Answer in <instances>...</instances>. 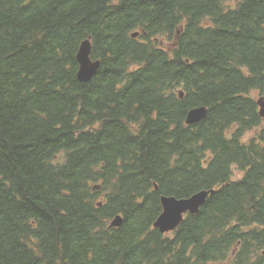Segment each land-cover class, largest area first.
<instances>
[{"label":"trees","instance_id":"16d2710c","mask_svg":"<svg viewBox=\"0 0 264 264\" xmlns=\"http://www.w3.org/2000/svg\"><path fill=\"white\" fill-rule=\"evenodd\" d=\"M256 95L264 0H0V264H264Z\"/></svg>","mask_w":264,"mask_h":264},{"label":"water","instance_id":"95a60500","mask_svg":"<svg viewBox=\"0 0 264 264\" xmlns=\"http://www.w3.org/2000/svg\"><path fill=\"white\" fill-rule=\"evenodd\" d=\"M138 34H133V37H137ZM91 43L90 40H85L81 43L77 59L79 62V71L78 78L81 82L90 81L95 75L96 71L99 68V61H92L91 57ZM183 94L180 93L182 98ZM259 106L261 108L260 114L264 117V99L259 101ZM206 115L205 108L194 109L189 112L187 123L195 124L200 122ZM98 188L95 187V189ZM208 197L207 192H201L190 199L178 200L173 197H163L161 203L163 206V212L157 219L154 224L156 229H159L160 232L166 234L173 232L182 222L183 217L186 213L197 214L200 208L205 203L206 198ZM122 224V218L120 216L116 217L111 226L118 227Z\"/></svg>","mask_w":264,"mask_h":264},{"label":"clouds","instance_id":"9594fccd","mask_svg":"<svg viewBox=\"0 0 264 264\" xmlns=\"http://www.w3.org/2000/svg\"><path fill=\"white\" fill-rule=\"evenodd\" d=\"M247 138V136L245 137V139Z\"/></svg>","mask_w":264,"mask_h":264},{"label":"bare ground","instance_id":"6f19581e","mask_svg":"<svg viewBox=\"0 0 264 264\" xmlns=\"http://www.w3.org/2000/svg\"><path fill=\"white\" fill-rule=\"evenodd\" d=\"M206 191V190H205Z\"/></svg>","mask_w":264,"mask_h":264}]
</instances>
